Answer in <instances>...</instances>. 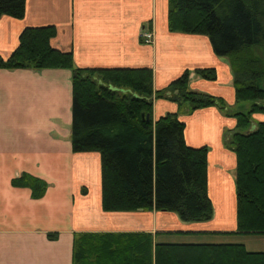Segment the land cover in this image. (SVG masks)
I'll list each match as a JSON object with an SVG mask.
<instances>
[{
    "label": "trees",
    "instance_id": "trees-1",
    "mask_svg": "<svg viewBox=\"0 0 264 264\" xmlns=\"http://www.w3.org/2000/svg\"><path fill=\"white\" fill-rule=\"evenodd\" d=\"M169 31L206 35L214 53L226 57L235 101H251L247 111L231 109L222 97L191 89L184 70L165 87L153 89L150 67H79L72 51L51 45L53 25L26 26L0 68L71 70V149L100 154L104 211H169L185 222L208 221L213 206L207 188L208 146L184 140L178 112L153 119L154 98L184 111L215 106L235 118L224 145L236 156L235 222L228 235H264V0H167ZM25 0H0V17L22 18ZM215 80L214 67L194 69ZM33 196L46 183L29 174L14 180ZM85 192V189H82ZM189 236L190 232H166ZM224 234V233H223ZM157 232H81L74 236L72 264H264V250L241 241L193 242L157 239ZM169 238V237H168Z\"/></svg>",
    "mask_w": 264,
    "mask_h": 264
},
{
    "label": "crops",
    "instance_id": "crops-1",
    "mask_svg": "<svg viewBox=\"0 0 264 264\" xmlns=\"http://www.w3.org/2000/svg\"><path fill=\"white\" fill-rule=\"evenodd\" d=\"M167 5V0H25L22 18L0 17V55L13 51L24 27L53 25L51 45L72 51L76 66L150 67L154 90L189 70L191 89L238 107L227 58L214 53L206 35L169 31ZM143 28L153 32L151 43L141 42ZM205 67L216 69L215 80L194 74ZM71 104L70 69L0 68V264H72L73 239L81 232H157L161 240L169 237L166 232L232 236L225 233L236 229V156L223 138L235 127L233 116L215 106L186 112L174 101L153 100V119L178 112L185 142L209 148L213 216L182 224L169 211L102 209L100 154L72 151ZM254 115L264 121V114ZM24 173L46 183L41 195L14 182Z\"/></svg>",
    "mask_w": 264,
    "mask_h": 264
},
{
    "label": "rangeland",
    "instance_id": "rangeland-1",
    "mask_svg": "<svg viewBox=\"0 0 264 264\" xmlns=\"http://www.w3.org/2000/svg\"><path fill=\"white\" fill-rule=\"evenodd\" d=\"M232 79H233V76H232ZM250 104H251V101H241V102L237 103V105H239L237 107V109H236V107L234 109L247 111L250 107ZM187 105H188V103H185L182 106H184L186 108ZM184 107H181L180 110L183 111ZM254 114L252 115L253 122L256 123L258 121V119L254 118L255 117ZM214 214H215V212H214ZM179 222L182 224L190 223V222L182 221L180 219H179ZM167 239L173 240V241H178V240L179 241H181V240L189 241V240H192V241H202V242L203 241H223V240L241 241L244 243V246L247 250H264V235H258V234H250V235H243V236H237V235H232V236L199 235V236H194V237L171 235Z\"/></svg>",
    "mask_w": 264,
    "mask_h": 264
},
{
    "label": "built area",
    "instance_id": "built-area-1",
    "mask_svg": "<svg viewBox=\"0 0 264 264\" xmlns=\"http://www.w3.org/2000/svg\"><path fill=\"white\" fill-rule=\"evenodd\" d=\"M140 40L145 44L151 43L153 40V32L151 30L143 28L140 32Z\"/></svg>",
    "mask_w": 264,
    "mask_h": 264
}]
</instances>
